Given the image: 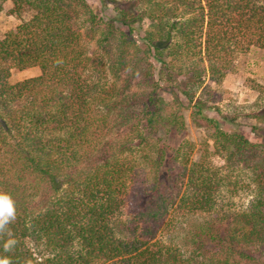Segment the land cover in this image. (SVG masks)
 Listing matches in <instances>:
<instances>
[{
	"label": "trees",
	"instance_id": "16d2710c",
	"mask_svg": "<svg viewBox=\"0 0 264 264\" xmlns=\"http://www.w3.org/2000/svg\"><path fill=\"white\" fill-rule=\"evenodd\" d=\"M1 1L18 23L0 35V192L16 208L0 256L11 264H264V82L246 130L219 124L196 97L204 77L219 83L237 54L264 51V0H127L111 14L87 0ZM90 41L97 48L88 53ZM32 67L37 76L9 82L13 70ZM138 75L147 86L140 92L132 91ZM160 90L172 95L171 109ZM184 106L211 129L222 166L210 163L207 146L192 160L186 142L167 155L153 138L160 127L184 129ZM223 192L249 198L234 209L221 203ZM170 208L201 217L188 247L159 236ZM122 211L127 219L115 227ZM9 238L16 243L4 251Z\"/></svg>",
	"mask_w": 264,
	"mask_h": 264
},
{
	"label": "rangeland",
	"instance_id": "374dc122",
	"mask_svg": "<svg viewBox=\"0 0 264 264\" xmlns=\"http://www.w3.org/2000/svg\"><path fill=\"white\" fill-rule=\"evenodd\" d=\"M87 2L101 13L109 14L113 13L112 8L115 5L119 7H125L127 0H87ZM10 8L9 2H3L0 0V35L4 31L14 28L18 20L8 14ZM148 25V21L142 23V29H145ZM139 37V36H137ZM96 44L94 41L87 43V51L91 53L96 51ZM156 70L158 69V64ZM39 69L37 67L28 68L22 71L13 70L9 77V82L14 83L26 78L37 76ZM138 75L133 81L132 91L140 92L142 88L146 89L145 83L141 80L143 75L139 78ZM154 80L157 79L155 74ZM139 81L141 82L139 85ZM181 81V79L179 80ZM264 82V51L258 48H250L245 53L237 54L232 62L231 69L224 75L219 83H215L208 76L204 77L203 87L196 92V97L201 96L203 99H207L208 104L212 105L213 109L208 110L207 114L219 121V124L224 125L227 128H236L246 130L250 125L254 123L250 115L256 111L258 104L260 103L259 95L257 91V85ZM166 83H162L161 86H166ZM203 88V89H202ZM206 93H209L210 98H207ZM165 102L172 105V95L169 91L160 90L158 92ZM212 98V99H211ZM216 108L219 112H216ZM179 112L183 115L185 120V127L179 133L172 131H166L160 127L157 132L154 133V139L157 143H165L167 155L176 149V147L186 142L188 147L184 148V152L190 159L195 160L202 153L203 149L207 146V155L210 163L215 167H220L223 164V160L214 153L212 148V142L209 138L211 129L205 126L201 122H192L189 116L190 107L184 106L179 109ZM3 157V156H2ZM144 167H148V163H144ZM143 167V168H144ZM221 203H225L227 200L232 202L234 209H240L244 207L248 201L247 194H240L237 197L229 198L228 194L223 192L221 194ZM170 219H167V226L159 234V236L166 242H174L178 245H188V232L192 223L200 221L199 216H183L178 212L173 213L170 208ZM127 219L125 211L120 212L114 218V225L121 220ZM198 220V221H197ZM184 246L183 249H186ZM264 258V257H263Z\"/></svg>",
	"mask_w": 264,
	"mask_h": 264
},
{
	"label": "clouds",
	"instance_id": "9594fccd",
	"mask_svg": "<svg viewBox=\"0 0 264 264\" xmlns=\"http://www.w3.org/2000/svg\"><path fill=\"white\" fill-rule=\"evenodd\" d=\"M16 208L11 196L6 192H0V232L6 230L7 225L15 218ZM9 236L11 234L9 233ZM16 241L12 238L7 239L3 244L4 251H9ZM0 264H11L9 257L0 256Z\"/></svg>",
	"mask_w": 264,
	"mask_h": 264
}]
</instances>
